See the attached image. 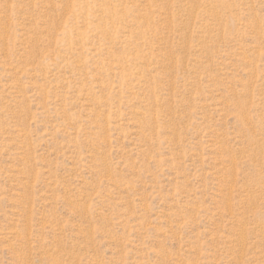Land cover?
I'll list each match as a JSON object with an SVG mask.
<instances>
[{"label":"rangeland","instance_id":"374dc122","mask_svg":"<svg viewBox=\"0 0 264 264\" xmlns=\"http://www.w3.org/2000/svg\"><path fill=\"white\" fill-rule=\"evenodd\" d=\"M0 264H264V0H0Z\"/></svg>","mask_w":264,"mask_h":264}]
</instances>
